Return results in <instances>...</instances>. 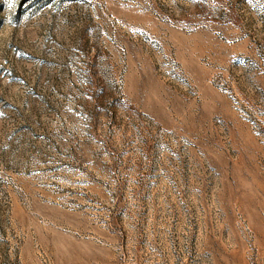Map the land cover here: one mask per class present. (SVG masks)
<instances>
[{
  "label": "rangeland",
  "instance_id": "rangeland-1",
  "mask_svg": "<svg viewBox=\"0 0 264 264\" xmlns=\"http://www.w3.org/2000/svg\"><path fill=\"white\" fill-rule=\"evenodd\" d=\"M0 264H264V0H0Z\"/></svg>",
  "mask_w": 264,
  "mask_h": 264
}]
</instances>
